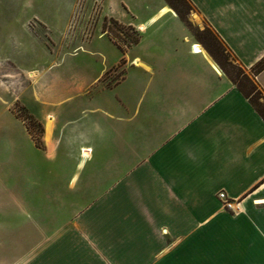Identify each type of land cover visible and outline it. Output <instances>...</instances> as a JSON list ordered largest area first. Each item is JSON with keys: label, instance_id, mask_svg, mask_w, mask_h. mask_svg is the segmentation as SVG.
Masks as SVG:
<instances>
[{"label": "crops", "instance_id": "obj_1", "mask_svg": "<svg viewBox=\"0 0 264 264\" xmlns=\"http://www.w3.org/2000/svg\"><path fill=\"white\" fill-rule=\"evenodd\" d=\"M187 1L244 67L264 60V0ZM59 3L69 12L41 20L35 54H0V92L14 93L0 100L11 114L0 117V264H264V120L248 99L165 0ZM105 19L139 40L119 46ZM88 38L104 59L70 81L40 62ZM250 75L264 93V67ZM27 86L31 100L16 99ZM73 96L94 105L86 129L60 108Z\"/></svg>", "mask_w": 264, "mask_h": 264}, {"label": "rangeland", "instance_id": "obj_2", "mask_svg": "<svg viewBox=\"0 0 264 264\" xmlns=\"http://www.w3.org/2000/svg\"><path fill=\"white\" fill-rule=\"evenodd\" d=\"M172 2L186 17L189 23L188 27L192 35L201 42L208 43L210 47L217 53L221 61L225 63L226 68L228 71H230V73H232L234 76L240 72H243L247 76L250 75V71H253L255 67H251L250 69L244 67L216 38L214 33L205 24V22L197 16L193 7L188 3L187 0H172ZM68 12L69 11H65L61 8L59 0H0V54L6 56L13 55L17 57L25 50L31 51L32 55L35 54L34 48L36 47V44L38 46L40 41L45 42V35L41 30V20L46 18L65 17ZM76 12L77 11L71 15V18L74 21L73 26H70L71 30L74 28L76 30L81 27L78 26L79 22H76L78 17ZM11 20H16L17 22H10ZM23 23L25 24V27L30 29L31 32L28 30L23 31L21 26ZM88 23L91 24L89 26L87 25L88 28H85L89 34V37L93 38L98 31V26H93V20L91 17L88 20ZM104 23L114 31L112 35L119 46L122 47L130 45V39L135 36V33H138L137 30L134 27L131 28V26L122 27L119 26V24L111 22L110 20H104L103 24ZM103 29H105V27H103ZM86 30L84 29V31ZM47 35L49 36V34ZM13 37L18 41V45L16 46L12 44L11 39ZM29 37H31V39ZM89 39L90 38L84 39V41L79 42L81 43V47L78 48L76 53L71 51L72 47L77 44V42H73V45L68 47L63 52V54L56 55L55 53H52V55H49L48 53L47 56L41 57L40 62L44 65L57 66L53 68L55 71L53 76H55V78H57L60 83L68 82L71 78H73V76H78L80 71L79 68H87V66H100L102 59H104L103 54H105V49L103 47H99L97 44L94 45V43H92ZM49 46L51 47L50 43ZM203 46L206 48L204 44ZM94 49L99 50L102 54H96L88 58V53L94 51ZM34 68L35 69L33 71L39 70V67L36 65ZM119 75L120 73L117 72L112 73V80L117 78ZM16 93V99H19V101L31 100L32 98V94L28 86L27 88H19ZM13 95L14 93L11 94V92L8 90L4 93L0 92V100L1 98H4L8 101H11L13 99ZM251 95L252 98L257 99L256 93H252ZM61 97L62 96L56 95L54 93L52 95V99L54 101L60 100ZM82 100L83 99H77L73 96L69 99L61 101L62 105L60 108L69 109V112L73 110L72 113L67 114L68 116L66 118H69V120L76 119L75 121L77 125L83 129H86L87 120L95 116L93 111L94 105L89 103L86 99H84V101ZM259 101H262V99ZM10 109L20 118H32V120L27 119L26 123L29 125L32 132L37 137H40L41 144L43 146L41 138L43 126L41 122L35 119L33 115L23 105L20 104V102L12 104ZM10 115V111L6 108V105L0 102V117L4 119L10 117ZM22 145L27 147L29 143L23 142ZM81 159L83 160L84 157H81ZM84 160H87V157H85ZM31 172L32 176H34L35 171ZM71 172V169H65L63 171L64 177L68 178ZM35 193H40L38 186H32V194L35 195Z\"/></svg>", "mask_w": 264, "mask_h": 264}, {"label": "trees", "instance_id": "obj_3", "mask_svg": "<svg viewBox=\"0 0 264 264\" xmlns=\"http://www.w3.org/2000/svg\"><path fill=\"white\" fill-rule=\"evenodd\" d=\"M165 1L176 11V13L181 18V20H183L185 22V24L188 26L189 23H188L186 17L179 10V8L172 2V0H165ZM106 20H110L111 22H113L115 24H119V26H122V27L126 26V25H122V24L118 23L114 19H105V21ZM103 27H105L104 30H107L111 35L114 33V31L109 26L105 25V23L103 24ZM131 28H133V27L131 26ZM216 38L219 40V38L217 36H216ZM138 40H139V34L138 33H135V36L130 39V43L131 44L132 43H136ZM203 44L206 46V49L211 54V56L215 59V61L220 65V67L222 68V70L224 71V73L228 76V78L236 85V87L238 88V90L248 99V101L252 105V107L260 115V117L264 120V93L260 89V87L258 86V84L255 82V80L253 79V76L252 75L247 76L243 72H240L239 74H237L236 76H234L232 73H230V71H228V69L226 68L225 63H223L221 61V59L219 58V56L217 55V53L210 47V45L208 43H206V42H204ZM263 67H264V60L261 61V62H259L255 66V68L253 70V73L260 71ZM252 93H256L257 99L252 98V95H251ZM260 99H262V101H259ZM16 116L19 117L18 115H16ZM21 119L25 122L26 127H27V130L31 134V136H32V138H33V140L35 142V145L37 147H41L42 144H41L40 137L39 136L37 137L32 132V130L29 127V125L26 123V120L27 119L28 120H32V118L31 117H26V118H21ZM41 131H42V129H41Z\"/></svg>", "mask_w": 264, "mask_h": 264}, {"label": "built area", "instance_id": "obj_4", "mask_svg": "<svg viewBox=\"0 0 264 264\" xmlns=\"http://www.w3.org/2000/svg\"><path fill=\"white\" fill-rule=\"evenodd\" d=\"M192 48H193V51H199V49H195V44L192 45ZM217 196H218L219 199L223 200V203L225 204V206H227L229 208L231 207L230 206V201H228V199H227L226 194H225L224 191H219L217 193Z\"/></svg>", "mask_w": 264, "mask_h": 264}, {"label": "bare ground", "instance_id": "obj_5", "mask_svg": "<svg viewBox=\"0 0 264 264\" xmlns=\"http://www.w3.org/2000/svg\"><path fill=\"white\" fill-rule=\"evenodd\" d=\"M195 49H200L199 51L200 52H205V50L201 47V46H199V45H195ZM84 155V154H83ZM86 155V154H85ZM88 155V154H87Z\"/></svg>", "mask_w": 264, "mask_h": 264}]
</instances>
